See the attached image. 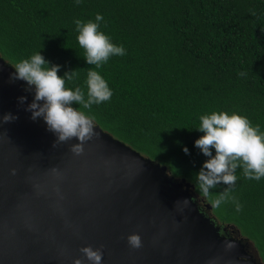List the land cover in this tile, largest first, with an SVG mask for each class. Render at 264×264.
<instances>
[{"label":"trees","instance_id":"16d2710c","mask_svg":"<svg viewBox=\"0 0 264 264\" xmlns=\"http://www.w3.org/2000/svg\"><path fill=\"white\" fill-rule=\"evenodd\" d=\"M98 13L99 30L126 54L95 69L84 58L75 20L95 22ZM39 51L49 66H61L59 76L77 70L65 86L81 87L85 99L87 72L99 71L110 100L91 109L72 106L193 184L202 206L227 185L210 189L207 198L196 187L208 159L195 146L204 135L200 117L235 111L264 132V0H0V57L14 67ZM235 174L232 198L205 213L226 227L223 233L232 235L227 225H233L264 263V177L247 179L242 167Z\"/></svg>","mask_w":264,"mask_h":264},{"label":"water","instance_id":"95a60500","mask_svg":"<svg viewBox=\"0 0 264 264\" xmlns=\"http://www.w3.org/2000/svg\"><path fill=\"white\" fill-rule=\"evenodd\" d=\"M14 71L0 57V117L18 116L0 123V264H90L80 251L87 245L103 246L101 264H264L233 225L232 235L221 232L193 184L97 124L83 154L70 151L75 138L53 147L43 118L25 110L34 93L9 83ZM184 198L190 206L176 203ZM133 232L139 249L128 244Z\"/></svg>","mask_w":264,"mask_h":264},{"label":"clouds","instance_id":"9594fccd","mask_svg":"<svg viewBox=\"0 0 264 264\" xmlns=\"http://www.w3.org/2000/svg\"><path fill=\"white\" fill-rule=\"evenodd\" d=\"M79 2L80 0H77V3ZM103 19V15L98 13L95 22L75 20L79 32L78 43L85 50L84 58L89 65H94L95 69L101 68L111 56L126 54L123 45L117 46L112 43L110 36L99 30V22ZM49 64L50 62L40 51L30 59H22L13 67L15 71L9 74V83L18 80L26 82L24 90L34 93L33 100L25 109L31 112L30 118L33 121L43 118L47 130L56 136L53 147L67 143L73 138L78 140L77 143L70 144V151L78 156L83 154L85 144L97 137L98 133L94 118L79 108H74L73 102L83 109H91L93 104L110 100L113 93L100 72L89 69L86 80L87 99H85L81 87L76 86L72 90L65 86L66 81H72L78 76L77 70L65 72L61 77L58 75L61 66L58 64L49 66ZM240 75L244 76L246 73L241 72ZM26 99V96L18 97L19 104L23 105ZM17 119V115L8 112L0 117V123H11ZM198 129L204 135L195 141V146L208 159L197 174L196 187L207 198L210 196V189L216 188L221 182L227 185L211 202L212 207L219 208L222 203L232 198L231 192L237 181L235 173L238 167L243 168L247 179L259 181L264 177V132L260 131L259 125L253 126L247 116L235 111L231 114L227 111H213L211 114L202 115ZM184 152L188 154L187 147L184 148ZM15 172L16 170L12 169V174ZM176 203L188 207L191 199L184 198ZM239 210L240 205L237 202V211ZM127 241L133 249L143 246L142 238L137 232L129 234ZM225 246L226 249L236 247L235 242H227ZM80 251L90 264H101L102 245L97 248L87 245ZM73 264H83V259L76 258Z\"/></svg>","mask_w":264,"mask_h":264},{"label":"flooded vegetation","instance_id":"af4514ba","mask_svg":"<svg viewBox=\"0 0 264 264\" xmlns=\"http://www.w3.org/2000/svg\"><path fill=\"white\" fill-rule=\"evenodd\" d=\"M196 200L198 201V203H199L201 209H203L202 202H201L198 198H196ZM222 229H223V226H221V231H222Z\"/></svg>","mask_w":264,"mask_h":264}]
</instances>
